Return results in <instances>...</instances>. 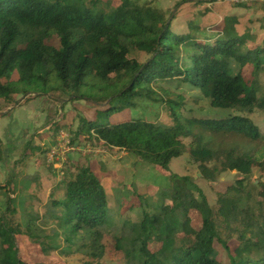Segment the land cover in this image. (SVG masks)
<instances>
[{"label":"trees","instance_id":"trees-1","mask_svg":"<svg viewBox=\"0 0 264 264\" xmlns=\"http://www.w3.org/2000/svg\"><path fill=\"white\" fill-rule=\"evenodd\" d=\"M118 1L114 6L112 0H0V99L61 93L83 100L81 93L93 90L101 101L108 100L104 113L109 115L137 107L148 95L142 88L151 93L153 83L176 81L200 90L211 107L238 114L185 117L183 104L168 99L165 110L172 125L164 129L143 119L116 125L82 120L81 133L92 131L97 140L136 156L156 175L157 199L135 194L138 202L120 208L123 213L137 209L138 215L124 222V232L113 236L108 249L103 240L116 224L118 209L110 206L106 188L90 166L69 171L62 194L50 199L48 233L36 229L38 216L31 213H26L25 225L8 220L17 214V200L10 197L17 182L7 181L0 185L9 217L0 216V264H29L20 256L21 236L45 254H81V264H104L107 253L122 255L125 264H264V182L251 180L262 163L249 151L217 147L203 134L259 138L247 115L264 112V91L258 92L256 81L264 69V37L250 47L255 36L238 31L236 15L225 17L212 35H200L197 26L172 34L165 12L151 3ZM134 51L149 59L141 63L131 58ZM249 68L253 77L246 73ZM186 138H191L188 145L182 142ZM186 153L206 181L215 182L227 171L239 175L215 206L192 177L169 172L171 160ZM154 166L169 174H159ZM166 199L172 205L169 212L163 206ZM190 211L200 215L198 230L190 225ZM234 238L238 246L230 251L228 242ZM154 242L160 246L152 252ZM216 245L226 251V262Z\"/></svg>","mask_w":264,"mask_h":264},{"label":"rangeland","instance_id":"rangeland-1","mask_svg":"<svg viewBox=\"0 0 264 264\" xmlns=\"http://www.w3.org/2000/svg\"><path fill=\"white\" fill-rule=\"evenodd\" d=\"M146 2L165 12L171 23L172 34H184L190 27L197 26L200 35H212L225 17L236 15L241 21L238 31L249 32L255 36V42L250 43V47H254L263 38V32L260 30L264 27V8L259 11V17L255 9L258 7L256 4L264 3L242 4L250 6L246 8L234 6L235 4L228 0H139L140 4ZM112 4L116 6L119 1L112 0ZM54 45L59 46L57 40H54ZM130 57L141 63L149 59L142 51H134ZM246 73L249 74L248 77H253L250 68ZM14 75L15 79L17 76ZM256 81L258 92H263L264 69L258 74ZM141 93L148 95L139 101L137 107L109 115L104 113L108 100L101 101L102 96L93 90L83 91V100H76L61 93H48L40 97L33 93L19 94L12 97L11 102L0 99V185L7 181L17 182L15 192L10 195L17 200V214L13 218L7 217V195L0 190V216L25 225L26 213H31L38 216V219L33 221L36 229H43L48 233L51 228L46 225L50 199L58 198L62 194L63 181L69 171H74L77 166H90L105 186L110 206L118 209V216L114 219L116 224L107 229L110 235H106L103 240L105 246L110 249L113 236L124 232V222L136 219L138 215L137 209L123 213L120 208L128 203L138 202L135 194L142 197L150 195L152 201L157 199L155 196L158 185L153 183L156 175L139 163L141 160L136 156L97 140L92 131L81 133L80 126L85 123L82 120L100 125H116L133 119H143L164 129L172 125L165 110V102L168 99L183 104L182 114L185 117L225 118L238 114L232 109L211 107L210 100L205 98L200 90L176 81L153 83L151 93H148L146 88H142ZM247 117L259 130L260 136L255 141L228 135H211L208 132L203 134L217 147H235L238 151H249L259 159L262 165H257L251 175V180L257 184L264 182V112L256 110ZM190 141L191 138L182 139L185 145ZM154 169L159 174H169L160 167L154 166ZM169 172L192 177L204 192L210 206L216 205L218 195L225 192L239 176L234 171H227L215 182L206 181L200 175L198 164L193 162L188 153L172 159ZM163 206L166 212L172 207L167 199ZM189 218L190 225L198 230L201 227L200 215L190 211ZM17 240L23 245L20 256L29 264H81L84 260L81 254L65 257L60 250L45 254L40 246L34 245L27 237L21 236ZM44 240L45 244L51 242L49 238ZM228 245L230 251H233L238 242L234 238L229 240ZM159 246V243L154 242L149 248L153 252ZM215 247L219 251V258L226 262V251L219 245ZM101 262L125 264L122 255L108 253Z\"/></svg>","mask_w":264,"mask_h":264},{"label":"built area","instance_id":"built-area-1","mask_svg":"<svg viewBox=\"0 0 264 264\" xmlns=\"http://www.w3.org/2000/svg\"><path fill=\"white\" fill-rule=\"evenodd\" d=\"M233 4H244V3H256V2H260V3H264V0H228Z\"/></svg>","mask_w":264,"mask_h":264},{"label":"crops","instance_id":"crops-1","mask_svg":"<svg viewBox=\"0 0 264 264\" xmlns=\"http://www.w3.org/2000/svg\"><path fill=\"white\" fill-rule=\"evenodd\" d=\"M263 8H264V6H258V7H256V9H255V10H257V11H258V12L256 11V12L258 13V16H257V17H259V11H262L261 9H263ZM255 10H253V12H254V13H255ZM253 12H252V13H253ZM261 29H262V30H260V31H262V32H263V33H262V34H263V36H262V37H264V27H261Z\"/></svg>","mask_w":264,"mask_h":264},{"label":"water","instance_id":"water-1","mask_svg":"<svg viewBox=\"0 0 264 264\" xmlns=\"http://www.w3.org/2000/svg\"><path fill=\"white\" fill-rule=\"evenodd\" d=\"M168 22L170 23V20H168Z\"/></svg>","mask_w":264,"mask_h":264}]
</instances>
